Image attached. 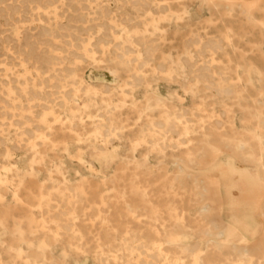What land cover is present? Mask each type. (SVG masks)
I'll list each match as a JSON object with an SVG mask.
<instances>
[{"label": "rangeland", "instance_id": "1", "mask_svg": "<svg viewBox=\"0 0 264 264\" xmlns=\"http://www.w3.org/2000/svg\"><path fill=\"white\" fill-rule=\"evenodd\" d=\"M263 242L264 0H0V264Z\"/></svg>", "mask_w": 264, "mask_h": 264}, {"label": "bare ground", "instance_id": "2", "mask_svg": "<svg viewBox=\"0 0 264 264\" xmlns=\"http://www.w3.org/2000/svg\"><path fill=\"white\" fill-rule=\"evenodd\" d=\"M15 1V0H14ZM28 8V7H27ZM20 9V8H19ZM25 9V8H24ZM27 20H29V19H27ZM19 22V21H18ZM28 38V37H27ZM40 42V41H39ZM34 46V45H33ZM37 51V50H36ZM45 51V50H44ZM19 53V52H18ZM25 53V52H24ZM21 54V53H20ZM37 58V57H36ZM40 59V58H39ZM36 61V60H35ZM43 62V61H42ZM148 62V61H147ZM42 65V64H41ZM193 66V65H192ZM35 94V93H34ZM37 98V97H36ZM58 122V121H57ZM45 131V130H44ZM262 158V157H261ZM206 211H208V209L206 210ZM260 244H261V242H260ZM262 244H264V242L262 243ZM259 245V244H258ZM264 245H262V247H263ZM259 247H261V246H259ZM236 248V251L239 253V254H242V255H247L248 254V248L249 247H247V246H242V247H239V248H237V247H235ZM263 257H264V249H263Z\"/></svg>", "mask_w": 264, "mask_h": 264}]
</instances>
